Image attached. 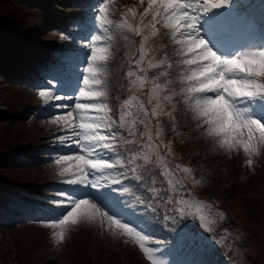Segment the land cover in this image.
<instances>
[{
  "label": "snow or ice",
  "instance_id": "6c2138e0",
  "mask_svg": "<svg viewBox=\"0 0 264 264\" xmlns=\"http://www.w3.org/2000/svg\"><path fill=\"white\" fill-rule=\"evenodd\" d=\"M98 2V9L93 5L94 10L90 12L94 20L91 33L85 38L87 40L85 47L90 51L85 53L83 60L86 67L81 72L83 86L79 88L78 94L54 95L52 89L56 84L52 79L51 88L41 85L39 90V96L44 98L45 103L62 99L75 101L74 106L57 105L70 110L67 111L66 117L61 116L53 121V123L62 121L63 127L70 133L60 136L59 143L71 149L73 154H62L57 159L59 165L57 171L62 178L60 182L69 186L70 190L60 191L58 195L62 199L51 201L57 209V215L45 223L56 230L52 233V238L57 243H62L70 228L80 222L99 221L103 227L107 221L109 228L117 226L121 230L113 231L114 236H131L150 264H164L157 255L158 249L149 244L150 231L147 230L148 225L144 217L123 199L126 192L124 181L128 178L126 173L139 178L141 165L147 163V154L141 158L138 153H132L128 146L135 144V140L124 137L118 129L128 127V136L134 137L136 122L132 121L129 124L126 120V117L132 114L130 110L133 107L138 112H143L145 120L140 123L145 124L146 128L152 117L166 115L175 121L172 112L164 110V104L171 103L173 97L179 94L190 110L191 118L198 121L197 127L203 128V135L210 138L214 146H218L225 153L242 150L248 157L247 166L251 167L252 157L258 155L260 149L264 148V122L252 116L250 109L242 107L240 101L259 99L264 106V71L237 69L231 67V62L233 59L259 61L264 57V49L222 57L211 50L204 39L198 37L199 16L212 9L227 6L229 0H148V7L144 13L147 14L151 10L152 21L146 27H150L152 35H156V24L162 21L163 27L170 31L172 39L179 45L176 54L181 59L177 63L186 66L181 75L182 87L179 93L173 91L170 95H161L162 92H167L173 83L167 81L162 85L156 82L159 77L166 76V72L161 71L159 76L150 80L147 74L139 76L129 69L126 75L136 76L134 81L130 80L129 86L143 87L145 83L151 84L149 103L154 99L156 104L151 112H148L144 103L137 97H129L123 102L117 121L110 115L111 108L108 103L98 99L107 96V89L101 87L105 70L101 62L110 54L109 47L104 45L111 43L112 37L106 34L111 30L110 26L113 23L106 14L108 0ZM117 27L128 28L137 35L140 34L139 27L132 28L126 21ZM147 39L148 37H145L141 42L139 58L134 61L137 66L141 64L146 54L143 45ZM164 63L167 61L161 60L158 63L150 61L148 67L159 68ZM168 67L171 68L172 64L168 63ZM140 71L146 73L147 70L141 68ZM221 111H226L232 117L237 131H225L222 127ZM160 130L157 125V136ZM148 140L149 143L141 146L142 149L153 147L151 135H148ZM126 151L129 152L128 155H125ZM176 168L180 169L181 166L177 165ZM182 171L191 174L193 170L183 167ZM162 174L168 175V169H163ZM178 204L188 205V201L181 199ZM205 207L198 204L196 211L201 213L199 216L201 227L210 230L211 221L203 214ZM176 211L184 212V209L178 207ZM182 239L187 242L194 240V236L186 234Z\"/></svg>",
  "mask_w": 264,
  "mask_h": 264
},
{
  "label": "rangeland",
  "instance_id": "374dc122",
  "mask_svg": "<svg viewBox=\"0 0 264 264\" xmlns=\"http://www.w3.org/2000/svg\"><path fill=\"white\" fill-rule=\"evenodd\" d=\"M11 3L20 5L23 13L19 15L18 8L14 9V12L10 11L15 19L14 24L17 26L15 31L21 30L22 25L26 26L25 30H28V24L38 20L39 31L44 32L41 41L50 42V36L56 34L57 39L60 38L59 43H57V50L59 48H68V46L74 47L76 44L77 37H72V33L75 34L80 31V27L72 28L71 25L67 26L63 31L55 30L49 26L48 19L50 18L54 22H61L65 17H77L84 16L85 18H92L90 12L93 11V5H85V7L75 5L73 0H9ZM110 0H108L109 2ZM102 2V0H101ZM107 2V5H108ZM242 4L247 5V1L243 3H236L234 6L238 9H242ZM106 5V8H107ZM29 6V7H26ZM243 6V7H244ZM11 10L12 5L10 4ZM96 9L98 6L95 5ZM29 8V11L27 10ZM83 8L85 11H80ZM82 10V9H81ZM229 7H221L218 9H212L210 12V17L213 21L229 20L231 15L229 13ZM60 11L66 13L58 15ZM32 17L34 19L27 20ZM263 18V16H261ZM89 24H91L90 19H86ZM248 25L253 30L256 27L254 22L250 20ZM36 26L33 25V29ZM92 29L88 28V34L90 35ZM116 29L114 26L111 27V31L107 35L112 37L111 43L106 46H110V50L116 49L118 52V45L115 39ZM83 36L87 37L88 34L81 33ZM170 34V31H167ZM79 40V39H78ZM80 41V40H79ZM83 41H87L84 39ZM82 45V44H81ZM86 45V44H85ZM82 45L83 55L90 50ZM4 47H6L4 45ZM178 46H171L167 53L172 55V63L179 64L177 61L181 59L178 56L177 50ZM247 50L246 48H243ZM241 48L235 49L239 51ZM245 52V51H243ZM239 52V53H243ZM79 53V52H78ZM224 56V53H220ZM235 55V53H232ZM238 54V53H237ZM232 55V56H233ZM14 56L13 54L10 55ZM110 57V54L109 56ZM225 57V56H224ZM108 59V58H107ZM102 61L101 64L104 65V73L102 75L103 83L101 87L107 89V92H112L111 89H121L122 83L118 79V82L114 85H110L113 80L108 76L112 74L109 70L115 71V74H120L126 67V63L122 59H117L113 61ZM36 60V59H34ZM70 61L65 56L62 57L60 54H45L41 53L39 63L51 61L53 64H60L58 61ZM81 66V70L86 67ZM7 67V66H6ZM82 71L78 73L80 79L82 77ZM4 70H0V108H6V99L14 96L21 99L22 97H27V94H31L32 89H38L39 87H32L27 90L26 84L22 82L19 77L13 79L8 73L5 75ZM109 72V73H108ZM116 77V76H115ZM48 80V79H47ZM83 84L81 85V87ZM49 87V86H46ZM51 88V86L49 87ZM54 89V88H53ZM52 89V90H53ZM54 91V90H53ZM56 91H54V95ZM78 94V91L75 93ZM73 94L69 93L68 96ZM31 96V95H30ZM28 98V97H27ZM100 98V97H99ZM41 104H47L44 98L39 99ZM73 102V106H74ZM62 104V103H61ZM66 105V104H63ZM32 106V105H31ZM61 108V107H60ZM70 109H63L61 111L54 112L48 115L49 112L35 114L32 113L29 119L24 117V114L20 111L8 114L6 117L0 118V174L7 177V174L14 176V178L21 180H31L38 181L48 180V175L44 167L47 161L54 160L57 161L58 157L62 154H67L68 151H60L59 153L54 152L51 159H46V156H39L40 159H44L40 164L31 165L28 163L19 162L18 160H25L32 157V152L28 151L29 155L23 158L17 152L5 154L8 147L14 146L15 143L33 134H40L38 141L43 143L48 141L44 139L45 132L47 131L46 126L53 124L54 120L58 117L67 115V111ZM175 116L177 123L186 124L187 120L191 118V112L187 109V106L183 103L182 98L178 103L177 109L175 111ZM252 115V114H251ZM253 116V115H252ZM61 122V121H60ZM167 123V122H166ZM56 124H59L57 122ZM191 126V125H190ZM194 133V135H193ZM198 134V135H197ZM189 137L191 138V143L185 150V154L189 151L199 148V155L195 154L193 160H196V165H203L206 174H209V180L206 182L202 188L203 192L206 193H217L220 200L227 205L229 210L234 214L237 221L243 223V226L248 230L246 231L247 239V262L248 264H264V149L261 153L262 162L260 165L247 166L242 160L238 159L239 155L231 153H225L224 151L218 150L217 146H214L213 141L203 135V129H199L197 126H191ZM3 146V147H2ZM39 154H43L39 151ZM9 156L8 162L12 160L14 163H6L5 157ZM127 179L124 181V186H126L128 181L132 179V175H127ZM135 186H128L124 194H129L133 192L134 195H141L140 186L133 183ZM128 197L123 199L126 201ZM34 200H37L35 197ZM128 203V202H127ZM144 200L139 198L133 203H128L131 207L136 208L139 214L144 217L148 229L150 231V241L149 244L158 249L157 255L164 262V264H172L173 258L167 253L166 248L160 243L161 236L167 234V230L163 227H158L154 219L150 216L148 207L143 206ZM147 209V211H145ZM49 218L34 219L31 213L25 215L24 219L13 222L10 225L0 226V264H110V260L113 251L119 254L118 259L120 264H143L140 259L143 256L146 260L147 258L141 252L139 245H137L131 236L125 237L123 235L114 236L113 231H121L117 226L108 227L107 221L104 222L102 227L100 222L88 223L80 222V225L73 226L70 228L65 236L62 243H57L52 238V228H40L36 225L38 220L48 221L56 213L55 210L49 211ZM9 216H11L9 214ZM7 218V217H6ZM131 218V217H129ZM13 220V218H8ZM84 223V224H81ZM32 233H31V231ZM56 231L55 229H53ZM84 239H88L87 246L81 245ZM127 241V242H126ZM20 245L19 248H17ZM148 261V260H147ZM149 262V261H148ZM150 263V262H149Z\"/></svg>",
  "mask_w": 264,
  "mask_h": 264
},
{
  "label": "trees",
  "instance_id": "16d2710c",
  "mask_svg": "<svg viewBox=\"0 0 264 264\" xmlns=\"http://www.w3.org/2000/svg\"><path fill=\"white\" fill-rule=\"evenodd\" d=\"M10 4L12 5V10L10 7ZM21 6L18 4L11 3L9 0H0V62L3 61L4 58V45L12 49V52H15L16 55L15 57H12L11 63L13 65H18L21 62H26L27 60V55L24 54L23 49L27 46V44H30L33 42L31 40V37L35 38V43H37L36 40L43 38L44 32L39 31V22L36 20L35 22H31L30 24L27 25L29 26L28 30H25L26 26L22 25L21 30L18 32L15 31V28L17 26L14 24L15 19L13 18V15L10 14L11 12H14L15 8H18L19 15L23 13V10L20 8ZM29 7V6H26ZM124 7L128 8V6L124 5ZM129 9V8H128ZM29 11V9H27ZM136 13V9H130V14L128 15V18H132L133 15ZM140 10L137 9V13L139 14ZM27 19L26 17H23ZM34 18L30 17L27 20H32ZM17 21V19H16ZM18 23V21H17ZM33 25L36 26L35 29H33ZM148 37L147 41L144 43H150L151 46H154L159 44V40L155 36L148 35L147 31L144 32L143 28H140V37L139 41L142 42L144 41V38ZM37 45V44H36ZM21 52H19L20 50ZM38 49H41L40 45L38 46ZM8 55V54H7ZM10 59V58H9ZM149 62H147V65H149ZM153 63V61H151ZM21 100V99H20ZM6 103V108L5 109H0V113H7L10 114L14 111H17L16 109H20V107H23L26 105V99L23 97L22 101L20 102L16 98H8L5 101ZM167 143V152L168 153H162L158 149H154L151 154L158 160L160 161L161 164L165 165L171 170H179L176 168L177 165H180L181 168L185 166V162H180L179 158L175 157L176 155H179L181 152H185L187 149L184 144H182L181 141H177L175 143V139L170 136L166 139ZM170 148V151H169ZM259 164H261V160H258ZM264 166V163L262 162L261 164ZM180 168V169H181ZM190 200L191 201H203L207 205H210L212 209L217 213V214H225L229 215L233 218L234 222L239 223L237 219L235 218L234 214L229 210L227 205H225L219 198L217 193H206L203 191L196 192L194 194L190 195ZM172 212L169 211L165 217L169 221H173L174 218L172 216ZM164 217V218H165ZM239 225L233 226L231 229L228 230L227 232H221L220 237H218L215 241H210L208 236L202 237V239L199 240H188L187 242L182 239L183 236L186 235V232L181 231L182 227H179V230H175L172 234L171 240L172 243L177 245L178 249H183L187 245H196V246H202V247H208L213 250H221L222 247H226L230 244L232 240V234L235 228H237ZM244 232H246L248 229L246 227L243 228ZM248 237L245 239H238L236 243L238 244V247H241L242 243L247 242ZM20 247V245H19ZM110 264H120L119 261H112Z\"/></svg>",
  "mask_w": 264,
  "mask_h": 264
},
{
  "label": "clouds",
  "instance_id": "9594fccd",
  "mask_svg": "<svg viewBox=\"0 0 264 264\" xmlns=\"http://www.w3.org/2000/svg\"><path fill=\"white\" fill-rule=\"evenodd\" d=\"M231 67L241 70L247 69L250 71H264V57H261L259 61L233 59ZM220 115L223 121L222 127L226 132H235L238 130L232 117L229 116L226 111H221Z\"/></svg>",
  "mask_w": 264,
  "mask_h": 264
},
{
  "label": "bare ground",
  "instance_id": "6f19581e",
  "mask_svg": "<svg viewBox=\"0 0 264 264\" xmlns=\"http://www.w3.org/2000/svg\"><path fill=\"white\" fill-rule=\"evenodd\" d=\"M47 114V113H46Z\"/></svg>",
  "mask_w": 264,
  "mask_h": 264
}]
</instances>
